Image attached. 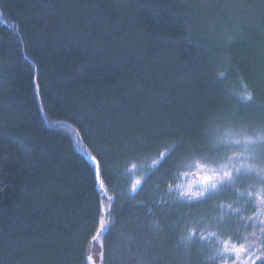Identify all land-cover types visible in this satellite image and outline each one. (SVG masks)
<instances>
[{"label": "trees", "instance_id": "16d2710c", "mask_svg": "<svg viewBox=\"0 0 264 264\" xmlns=\"http://www.w3.org/2000/svg\"><path fill=\"white\" fill-rule=\"evenodd\" d=\"M230 130H264V0H0V264H264V150L183 195Z\"/></svg>", "mask_w": 264, "mask_h": 264}, {"label": "snow or ice", "instance_id": "6c2138e0", "mask_svg": "<svg viewBox=\"0 0 264 264\" xmlns=\"http://www.w3.org/2000/svg\"><path fill=\"white\" fill-rule=\"evenodd\" d=\"M221 75L223 76L224 74L221 73ZM243 99L245 101H251L253 97L251 95H246ZM228 145L236 146L238 155L229 156L225 154L223 157L224 162L219 163L218 166H211L207 163V153L196 154L200 156V160L196 162L197 169L202 173H207L200 177L199 183L203 185V187L196 192L188 191L183 195L191 199H201L204 198L206 194H210L212 191L216 190L218 185L222 186L234 183L236 177L241 175V173L259 174V170L257 168H255L251 163H245L244 161L246 159L254 160L256 158L257 150H264V130L253 134H248L244 131L230 130L221 137H217L212 147L213 149L219 150L221 147H227ZM240 147L244 149V152L248 153L247 157L244 156V152L239 151ZM161 158H163V154ZM200 161H205V163H200ZM189 167H192V165H189ZM99 175V168H97V178H99ZM140 183V181H136V185H139ZM135 190L136 188L134 187L133 191ZM248 195L252 196V193L249 192ZM261 203H264V200H261ZM100 223L101 230L100 232H97V237L105 230L104 220L102 219ZM193 235L194 233L190 232L188 238L191 239ZM93 239L95 240L96 237H93ZM224 251L227 252L229 249L225 247ZM231 251L235 252L237 256H239V253L246 251V249L243 246L240 248L233 246Z\"/></svg>", "mask_w": 264, "mask_h": 264}, {"label": "rangeland", "instance_id": "374dc122", "mask_svg": "<svg viewBox=\"0 0 264 264\" xmlns=\"http://www.w3.org/2000/svg\"><path fill=\"white\" fill-rule=\"evenodd\" d=\"M233 155V154H232ZM230 155V156H232ZM204 174L207 173H202L201 171H199L197 169V167H195L193 173L191 172L189 175L185 176V180H186V186L188 187V185H201L199 183L200 181V177ZM101 195H102V204H103V208L106 209L108 207V203H109V198L108 196L105 194V192L101 191ZM262 213H264V208L261 209ZM91 264H96V258H97V254H98V248L97 246H93V249L91 250Z\"/></svg>", "mask_w": 264, "mask_h": 264}]
</instances>
